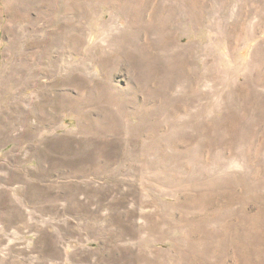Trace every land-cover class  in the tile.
Masks as SVG:
<instances>
[{
    "label": "rangeland",
    "instance_id": "1",
    "mask_svg": "<svg viewBox=\"0 0 264 264\" xmlns=\"http://www.w3.org/2000/svg\"><path fill=\"white\" fill-rule=\"evenodd\" d=\"M0 264H264V0H0Z\"/></svg>",
    "mask_w": 264,
    "mask_h": 264
}]
</instances>
